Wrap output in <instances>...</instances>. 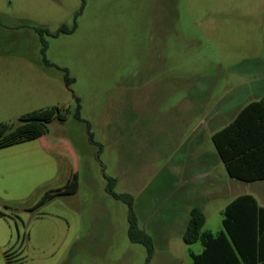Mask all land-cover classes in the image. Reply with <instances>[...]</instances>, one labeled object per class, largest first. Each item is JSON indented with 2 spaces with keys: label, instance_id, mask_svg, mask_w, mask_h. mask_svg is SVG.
<instances>
[{
  "label": "rangeland",
  "instance_id": "374dc122",
  "mask_svg": "<svg viewBox=\"0 0 264 264\" xmlns=\"http://www.w3.org/2000/svg\"><path fill=\"white\" fill-rule=\"evenodd\" d=\"M263 66L264 0H0V75L13 88L36 87L1 117L17 126L52 107L64 115L46 124L45 140L0 148L3 263L145 264L105 175L133 197L139 228L152 232L150 264H190L189 249L201 245H186L178 230L179 150L197 137V149L214 151L230 99L243 98L230 88ZM200 172L192 184L203 229L217 232L224 206L236 194L256 195L257 184L231 180L221 163ZM73 177L76 192L59 193ZM257 197L263 202L264 191Z\"/></svg>",
  "mask_w": 264,
  "mask_h": 264
},
{
  "label": "trees",
  "instance_id": "16d2710c",
  "mask_svg": "<svg viewBox=\"0 0 264 264\" xmlns=\"http://www.w3.org/2000/svg\"><path fill=\"white\" fill-rule=\"evenodd\" d=\"M31 26L40 36L46 31L37 25ZM72 31L66 27L58 30L64 33ZM45 48L43 42V53ZM44 63L50 65L46 60ZM65 82L67 86L71 82L67 75ZM75 101L79 103L78 98ZM75 117L82 121L79 105ZM55 118L62 120L64 115L52 107L20 116L17 126L0 123V148L43 136L46 124ZM211 140L230 178L243 183L264 182V97L244 106L231 122L212 135ZM104 177L106 193L127 206L129 241L145 247V264H150L154 242L138 226L133 197L116 193V180ZM76 190L77 183L73 177L59 193L74 194ZM48 197L49 194L44 199ZM221 215L222 229L212 233L203 229L206 218L202 210L199 207L190 210L182 240L188 246L198 242L202 247L200 253L189 250L190 264H264V207L259 206L253 196L244 194L227 204Z\"/></svg>",
  "mask_w": 264,
  "mask_h": 264
},
{
  "label": "crops",
  "instance_id": "0c3cea01",
  "mask_svg": "<svg viewBox=\"0 0 264 264\" xmlns=\"http://www.w3.org/2000/svg\"><path fill=\"white\" fill-rule=\"evenodd\" d=\"M252 60H256V59L252 58ZM4 76L1 77L0 75V123L8 124L7 122H5V120L8 118H2L1 117L2 113L15 111V109H17V107L21 103L32 99L34 95L31 94V90L32 91L35 90L36 87L34 85V87L32 88H28V87L25 88L27 85H23V84H20L19 87H15V88L10 87L9 84H6L4 82L6 80ZM19 76H27V77L34 76L36 77L34 78L36 81L43 80L42 74H33V75H27V74L22 75L21 74ZM235 79L236 78L234 76L233 82L235 81ZM249 80L251 79H248L247 82L244 80L243 83H240L238 81L236 83L234 82V84L232 85V88H230V96L235 95L237 97H243L241 102L238 105L233 104L235 100L234 98L230 99V122L234 119L237 113L248 103L253 102V101H258L264 97V66L257 69V75L253 79V81L252 80L249 81ZM36 86H39L40 88L41 83H39ZM43 136H40L38 139L45 140ZM194 140H195V146H194ZM201 144H202V141L200 139L198 140L196 137L191 142L189 141L184 147H181L179 150L181 153V160H180V165H179L180 166V176L185 182L180 187L181 190L179 189V191L177 190L175 191L173 198L176 199L177 201L182 202L183 204L184 221L182 225L180 226L176 225L177 227L179 226L178 230L181 233V237H183V234L186 230L190 210L194 207H199L198 203L200 199L196 195V188L192 184L193 180H195L196 177H199L201 175L200 171L202 169H207V167H210V166L214 169L220 166V163L222 164L215 148H214V151H211V152H206L202 148L197 149L196 146L201 145ZM211 171L213 172V170ZM207 174H209V172H207ZM230 179L235 180L232 178ZM247 184H257L255 185L256 195L254 194H248V195L253 196L256 199L258 205L261 207H264V201L262 200L263 202H261L257 197V195H261V192L264 191V185H262L264 184V182L257 181V182L247 183ZM239 195H244V193L236 194L227 204H229L234 198H236ZM226 205L224 206V208L226 207ZM223 209L221 210V213ZM206 231H209V230H206ZM146 233L149 234L150 236L152 234V232H146ZM212 233H216V232H212ZM157 236H158V239L162 240L163 241L162 243L164 244V241L166 240L165 234L162 236H159V235ZM5 247H6L5 244L0 242V264H6V263H3L2 261L3 259L1 257L4 255V251L6 249ZM189 250L193 251L192 249H189ZM201 250H202V247H201ZM193 252L200 253L201 251L200 252L193 251ZM188 255H189V251H188Z\"/></svg>",
  "mask_w": 264,
  "mask_h": 264
}]
</instances>
